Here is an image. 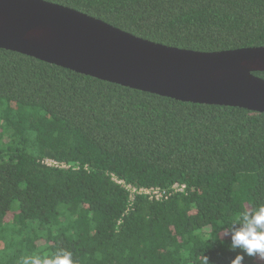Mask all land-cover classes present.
I'll list each match as a JSON object with an SVG mask.
<instances>
[{"label":"trees","instance_id":"obj_1","mask_svg":"<svg viewBox=\"0 0 264 264\" xmlns=\"http://www.w3.org/2000/svg\"><path fill=\"white\" fill-rule=\"evenodd\" d=\"M44 1L168 47H264V0ZM118 181L185 190L129 204ZM260 205L264 114L179 102L0 49V264L61 250L73 264H202L203 255L229 264L239 250L224 233Z\"/></svg>","mask_w":264,"mask_h":264},{"label":"water","instance_id":"obj_2","mask_svg":"<svg viewBox=\"0 0 264 264\" xmlns=\"http://www.w3.org/2000/svg\"><path fill=\"white\" fill-rule=\"evenodd\" d=\"M0 49L179 102L264 114V47L196 52L44 0H0Z\"/></svg>","mask_w":264,"mask_h":264},{"label":"clouds","instance_id":"obj_3","mask_svg":"<svg viewBox=\"0 0 264 264\" xmlns=\"http://www.w3.org/2000/svg\"><path fill=\"white\" fill-rule=\"evenodd\" d=\"M224 236L230 237L231 251L239 250L229 264H244L245 256L264 261V205L241 211ZM22 264H73V259L61 250L52 258L26 257ZM202 264H210L208 256H202Z\"/></svg>","mask_w":264,"mask_h":264},{"label":"built area","instance_id":"obj_4","mask_svg":"<svg viewBox=\"0 0 264 264\" xmlns=\"http://www.w3.org/2000/svg\"><path fill=\"white\" fill-rule=\"evenodd\" d=\"M44 163L47 166H59L60 167V165L58 163H56L52 160H45ZM61 167H65V166H61ZM118 183H120L124 187V189L129 192V201H128L129 204L133 203V201L137 195H145L151 201H160L162 199H166L168 196H170L172 194L182 193L185 190L184 185H178V184H174L169 189L165 190V189H160V188H156V187L137 189V188L132 187L130 185H125L121 181H118Z\"/></svg>","mask_w":264,"mask_h":264}]
</instances>
